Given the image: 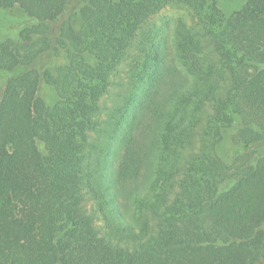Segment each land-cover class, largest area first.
<instances>
[{
  "label": "trees",
  "instance_id": "trees-1",
  "mask_svg": "<svg viewBox=\"0 0 264 264\" xmlns=\"http://www.w3.org/2000/svg\"><path fill=\"white\" fill-rule=\"evenodd\" d=\"M171 3L193 13L172 39L150 20ZM14 6L40 23L0 41V69L67 60L10 76L0 98V264L264 258V0L230 15L218 0H0ZM236 123L263 150L232 170L218 146Z\"/></svg>",
  "mask_w": 264,
  "mask_h": 264
},
{
  "label": "rangeland",
  "instance_id": "rangeland-1",
  "mask_svg": "<svg viewBox=\"0 0 264 264\" xmlns=\"http://www.w3.org/2000/svg\"><path fill=\"white\" fill-rule=\"evenodd\" d=\"M220 8L227 14L230 15L236 10H239L247 0H218ZM71 15L70 10L63 13L60 18H58L55 22L50 24L51 28L47 33L50 35V32L53 33L56 28H58L66 19L70 18ZM192 11L184 6L177 3H171L163 7L160 11L155 13L152 16L151 22L158 26H162L164 21L171 22L169 29L167 30V34L169 38H171L173 33V23L176 22L178 18H184L186 21H192ZM40 21L35 17L28 15L22 8L19 6H14L10 8H0V41L11 38L13 40H19L21 36V31L28 26H33L39 24ZM261 27L264 29V22L261 24ZM172 39V38H171ZM172 40L169 41V45L171 46ZM171 49L167 53L168 60L171 62L174 60V51ZM66 53L64 48L57 49L52 56L45 57L43 55L39 56L37 60L31 64L30 66H23L14 71H5L0 69V98L3 95L4 88L8 78L12 75L23 72L29 68H38L44 69L49 67L51 69H55V67L59 64H63L66 62ZM38 94L42 98L46 100L49 104H54L58 99V94L55 88L48 84L45 81H41ZM239 123L233 125L227 133V136L224 140L219 144L218 151L223 156L227 164L231 166V169L234 170L239 163H255L258 160V157L262 154V148L255 147H247L243 140L240 139L238 133ZM43 146V144H41ZM233 180L229 181L232 183ZM256 264H264V258H262Z\"/></svg>",
  "mask_w": 264,
  "mask_h": 264
}]
</instances>
